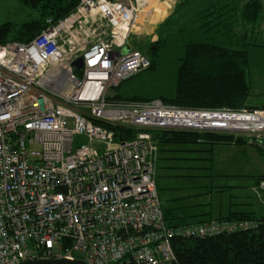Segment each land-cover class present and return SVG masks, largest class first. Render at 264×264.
Masks as SVG:
<instances>
[{"label": "built area", "instance_id": "2783aa9c", "mask_svg": "<svg viewBox=\"0 0 264 264\" xmlns=\"http://www.w3.org/2000/svg\"><path fill=\"white\" fill-rule=\"evenodd\" d=\"M138 12L136 0H78L30 42L0 45V264H172L176 234L255 228L223 219L183 229L164 222L150 131L228 134L264 154V105L115 99L117 87L150 67L144 52L127 48ZM91 77L99 82L85 95Z\"/></svg>", "mask_w": 264, "mask_h": 264}, {"label": "trees", "instance_id": "16d2710c", "mask_svg": "<svg viewBox=\"0 0 264 264\" xmlns=\"http://www.w3.org/2000/svg\"><path fill=\"white\" fill-rule=\"evenodd\" d=\"M77 4L78 0H24V5L34 16L20 25H1L0 45L6 42H30L45 28L48 18L54 21L63 19L75 10ZM262 14L261 0H220L217 6L197 14V25L191 23L188 40L183 43L184 54L176 70L175 88L171 98H124L116 93L115 99H160L166 104L194 109H236L247 106L246 101L250 96V62L244 40L247 33L256 30L255 26ZM180 31H185V28ZM257 31H260L259 28ZM165 45L166 40L158 38L146 46H136L146 55L150 54L148 69L156 66V56ZM150 135L159 148L165 145L207 144L212 147L245 144L242 138L234 139L231 135L213 132L155 130L150 131ZM116 136L129 139L133 133L118 132ZM255 188L258 189L257 186ZM219 192L225 193V189ZM163 218L166 223L164 215ZM218 219L252 221L255 222V228L211 237H184L176 234L170 240L175 256L172 264H264L263 215L237 212ZM210 220L212 219L166 224L175 229H183Z\"/></svg>", "mask_w": 264, "mask_h": 264}, {"label": "rangeland", "instance_id": "374dc122", "mask_svg": "<svg viewBox=\"0 0 264 264\" xmlns=\"http://www.w3.org/2000/svg\"><path fill=\"white\" fill-rule=\"evenodd\" d=\"M136 2L140 5V12H138L137 19L139 22H141L144 18L143 12L145 11V13H147L151 7L155 6V4H152L153 6L149 5V7L147 4H140L137 0ZM21 4L22 3H18V0H11V3L8 2V4H1L0 23L3 19L8 18L12 20L9 22H3L0 24V26L6 23H10L15 26L20 25L34 16L29 8L25 6L23 9ZM189 17L191 18L186 23L185 21ZM195 17L197 16H195V8L193 3H190L185 11L177 10L173 17L167 22V24L162 27L161 31L157 34L159 35L158 38L166 40V45L164 46V48L160 49L156 56V66L153 69H147L142 72H139L138 74L134 75L131 79L123 82L119 87L114 90L115 94L117 93L124 98H155L159 96L171 98L173 96L175 88L176 70L178 69L179 61L184 54L183 43L188 40V32L190 29L189 27L192 21H195ZM183 20V24H179V22ZM151 26L152 25L150 24V27ZM255 27L256 30H254V32L247 33L244 40V43L247 44L246 50L248 52L250 62V96L246 101V105H248L249 107L259 108L264 105V35H262V32H264V27L263 29H260L259 24ZM184 28L185 31L181 32L180 30ZM258 28L260 31H257ZM149 31L150 29L147 32ZM153 34H156L155 30L153 31ZM151 37V35H141L138 37L132 36L129 40V44L135 48L136 46H146L149 43L155 42L152 41ZM147 56H150V54H147ZM209 117L210 115H206L203 119H208ZM179 132L182 131L179 130ZM207 146L209 145H165L161 148L164 150L174 148L177 149V151L192 150L194 152H197L204 151L209 148L212 150L215 147L209 146L208 148ZM233 147L235 148V150H239L240 153H235L236 151L234 152L232 150L220 152L219 155L216 156V168L217 170L219 169L221 173L230 169H235V171H240L241 173H243L239 176L240 178L238 180V183L240 185L238 186L242 187L241 190H243V195L246 196L249 201V204L255 205V207L250 206L249 209L257 216L264 215V191H260L255 188L256 186L259 187L258 181H260L262 177L258 173H260V171H264V166L261 163H258L259 161L257 157L252 155V152H255V154H257L260 159H264V156L260 155L255 148L247 146L245 144L236 146L233 145ZM36 148L38 149V147ZM178 155L179 157L184 156L181 153ZM199 157L207 158L208 156L205 154H199L198 158ZM184 182L186 184L192 185L200 183V181H198V179L194 177L189 178ZM232 182L234 181L231 179H220L218 185L232 186L230 185ZM260 182H264V180H261ZM216 183L217 182H215L214 184ZM195 193L197 192L195 191ZM245 202L247 201L245 200ZM213 219L221 220L218 218ZM77 257L81 258L80 256Z\"/></svg>", "mask_w": 264, "mask_h": 264}, {"label": "crops", "instance_id": "0c3cea01", "mask_svg": "<svg viewBox=\"0 0 264 264\" xmlns=\"http://www.w3.org/2000/svg\"><path fill=\"white\" fill-rule=\"evenodd\" d=\"M138 1V0H137ZM150 10L144 13V18L141 22L137 21L133 27V35L135 37L146 35L152 36V41H156L162 27L173 17L177 10L185 11L190 3L194 4L195 16L210 7L217 6L220 0H143ZM192 1V2H191ZM11 3V0H0V6L3 3ZM262 2L263 14L259 19V27H264V0ZM22 3L24 9V0H18ZM149 6V7H150ZM142 14V13H141ZM189 17L185 22L187 23ZM197 17L193 24L197 25ZM12 19H3V22H9ZM180 21L179 24H183ZM0 23V24H1ZM191 23V22H190ZM150 24L152 25L150 27ZM257 24V25H258ZM263 24V26H262ZM261 25V26H260ZM193 26V25H192ZM194 28V26H193ZM150 29L149 32H147ZM155 30L156 34H153ZM264 35V32H262ZM126 98V97H125ZM209 148V146H207ZM174 149V148H171ZM167 150L160 148L156 166V185L161 203L163 215L166 223H190L197 221H206L208 219L220 218L227 216L230 213L251 212L250 205L246 196L243 195L242 187L238 183L240 171L235 169L220 172L216 168L217 155L222 151H236L233 145H216L212 150L209 148L204 151L190 150ZM206 152V153H204ZM184 155L179 157L178 154ZM207 155V158L199 157L198 155ZM252 155L257 157L258 163L264 166V159H260L255 152ZM197 156V157H195ZM194 165V166H193ZM197 165V166H196ZM184 173V174H178ZM261 177H264V171H260ZM196 178L200 181L199 184H186L184 181L189 178ZM220 179H231L229 185H218ZM182 180V181H181ZM217 182L216 184H214ZM243 186V185H242ZM225 189V193H220L221 189ZM195 191L197 193H195ZM245 200L247 202H245ZM264 216V215H263Z\"/></svg>", "mask_w": 264, "mask_h": 264}, {"label": "water", "instance_id": "95a60500", "mask_svg": "<svg viewBox=\"0 0 264 264\" xmlns=\"http://www.w3.org/2000/svg\"><path fill=\"white\" fill-rule=\"evenodd\" d=\"M81 61L78 60L75 63V66H80ZM20 264H86L84 261L82 260H70V259H65V258H59V259H39V260H32V261H25L22 262Z\"/></svg>", "mask_w": 264, "mask_h": 264}, {"label": "bare ground", "instance_id": "6f19581e", "mask_svg": "<svg viewBox=\"0 0 264 264\" xmlns=\"http://www.w3.org/2000/svg\"><path fill=\"white\" fill-rule=\"evenodd\" d=\"M138 2L140 4H146L143 0H138ZM134 27V26H133ZM127 48H133V49H136V50H139L138 48H135V47H132L129 43L127 44ZM140 51V50H139ZM142 52V51H141ZM88 83L86 84V86L88 87H85V91H84V94L85 95H90L91 94V91L89 89H91L90 87H95V85L99 82L98 79L94 78V77H91L88 81ZM92 90V89H91ZM157 164V163H156ZM214 220V219H212Z\"/></svg>", "mask_w": 264, "mask_h": 264}]
</instances>
